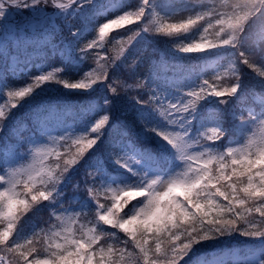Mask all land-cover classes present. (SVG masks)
<instances>
[{
	"label": "snow or ice",
	"instance_id": "1",
	"mask_svg": "<svg viewBox=\"0 0 264 264\" xmlns=\"http://www.w3.org/2000/svg\"><path fill=\"white\" fill-rule=\"evenodd\" d=\"M5 96L0 264H264V0H0Z\"/></svg>",
	"mask_w": 264,
	"mask_h": 264
},
{
	"label": "trees",
	"instance_id": "2",
	"mask_svg": "<svg viewBox=\"0 0 264 264\" xmlns=\"http://www.w3.org/2000/svg\"><path fill=\"white\" fill-rule=\"evenodd\" d=\"M113 31H122V29H113ZM192 34H195L198 36V32L197 30H194L188 34H185L184 36L180 37L181 39H187L189 37L192 36ZM169 38L168 37H164V36H161V38L159 39L158 41V46L157 48H166L169 44ZM142 47V46H140ZM140 47L136 48L133 50V52L137 51ZM217 51L216 50H209V51H206V52H202V53H191V54H180V56L182 55L184 59H187V60H193V59H196L198 57L201 56V60L203 61V64H207V65H214L215 63H218L221 58H222V55L218 58L216 57H213V58H209L210 55H213L215 54ZM47 95L49 96H52V97H55L58 95L57 91L55 89H51L49 91V93H47ZM5 100H7V97L5 96L4 99H0V104H3L5 102ZM31 103V102H29ZM211 103V102H210ZM237 102L236 101H232L229 105V107H231L232 105L236 104ZM24 110H25V106H21L19 107L18 109L14 110L12 116L10 117V120H15L17 119L18 117L22 116L23 113H24ZM229 237H222V238H219V240L221 239H228ZM233 239H244V240H250L252 241L250 238H247V237H241L239 236V234H235L234 236H232ZM218 240V241H219ZM211 242H206L204 244V247L203 248H206L208 245H210ZM202 248V249H203ZM202 249H200L199 251H201ZM197 251V252H199ZM196 252V253H197Z\"/></svg>",
	"mask_w": 264,
	"mask_h": 264
}]
</instances>
